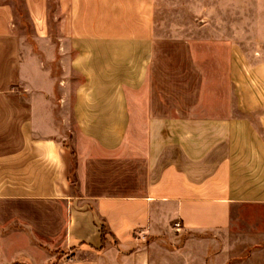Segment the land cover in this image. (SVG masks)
<instances>
[{"label": "crops", "instance_id": "0c3cea01", "mask_svg": "<svg viewBox=\"0 0 264 264\" xmlns=\"http://www.w3.org/2000/svg\"><path fill=\"white\" fill-rule=\"evenodd\" d=\"M155 2L0 0V264H264V0Z\"/></svg>", "mask_w": 264, "mask_h": 264}, {"label": "rangeland", "instance_id": "374dc122", "mask_svg": "<svg viewBox=\"0 0 264 264\" xmlns=\"http://www.w3.org/2000/svg\"><path fill=\"white\" fill-rule=\"evenodd\" d=\"M207 0H156L155 2V31L159 36L173 37L175 34L182 37H188L200 25L203 17L201 13L207 6ZM17 9L20 12L22 21L25 24L27 33H31L30 24L28 23L21 0H15ZM54 0H50L52 4ZM204 21V20H203ZM201 62L205 63V57ZM72 179V177H71ZM73 180V179H72Z\"/></svg>", "mask_w": 264, "mask_h": 264}, {"label": "built area", "instance_id": "2783aa9c", "mask_svg": "<svg viewBox=\"0 0 264 264\" xmlns=\"http://www.w3.org/2000/svg\"><path fill=\"white\" fill-rule=\"evenodd\" d=\"M176 226L179 227V223H176Z\"/></svg>", "mask_w": 264, "mask_h": 264}]
</instances>
